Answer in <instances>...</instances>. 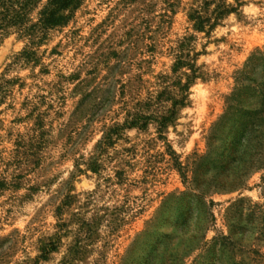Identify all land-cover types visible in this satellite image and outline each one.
I'll return each mask as SVG.
<instances>
[{"label":"rangeland","instance_id":"374dc122","mask_svg":"<svg viewBox=\"0 0 264 264\" xmlns=\"http://www.w3.org/2000/svg\"><path fill=\"white\" fill-rule=\"evenodd\" d=\"M239 2L76 0L63 27L3 36L0 264H148L156 249L161 264L164 246H186L194 163L207 157L209 182H223L237 123L221 120L240 72L264 52V0ZM220 6L238 11L209 36L194 29L196 12L214 18ZM192 65L186 103L161 128ZM145 118V129L124 128ZM250 146L263 161L264 135ZM207 201L214 220L182 264H264V168Z\"/></svg>","mask_w":264,"mask_h":264},{"label":"trees","instance_id":"16d2710c","mask_svg":"<svg viewBox=\"0 0 264 264\" xmlns=\"http://www.w3.org/2000/svg\"><path fill=\"white\" fill-rule=\"evenodd\" d=\"M38 1L0 0V43L3 36L12 29H18L24 33L33 32L34 34L37 32L45 33L48 30L65 26L70 17L64 14L76 4V0H47L46 7L40 13L37 23L31 28H27L28 16ZM235 1L237 6L241 7L239 0ZM237 11V7L225 8L220 6L213 12L214 18H205L200 12H196L191 17V21L194 22L196 31L204 32L209 36L224 18ZM188 65V62L180 60L176 68L179 69ZM191 72L189 81L179 88L181 99L175 101L171 116L162 117L161 122H159L161 128H164L172 120L178 106L185 105L191 85L197 79L195 65L191 66ZM243 103L246 104L244 108ZM148 119L145 118L144 122L137 119L132 120V122L125 124L124 128L145 129L148 125ZM225 120H232L233 123H237V142L234 145V153L223 167L221 173L223 182H209L208 173L203 167L207 157L200 158L194 163L192 170L194 180L190 182L192 191L183 196L190 199V208L187 211L186 219L188 216L192 218L196 214L195 236L187 240L184 247L181 245L164 246L163 254L160 257L161 264H182L190 254L201 248L204 234L214 220L211 210L213 202L207 201L210 194L241 189L250 175L264 168V160L262 161L257 154L252 155L250 153L252 151L250 145L254 135L257 137L264 135V52L256 51L244 70L240 72L237 78V87L228 99V109L221 122ZM124 128L115 127L111 129L99 146H112L115 136L119 137ZM212 147L213 144L210 143V152ZM184 177L186 178L185 175ZM157 259L156 249L154 254L150 256L148 264H155Z\"/></svg>","mask_w":264,"mask_h":264}]
</instances>
